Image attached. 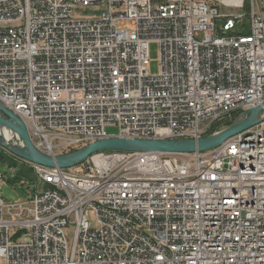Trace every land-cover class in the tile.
<instances>
[{"label": "built area", "instance_id": "2783aa9c", "mask_svg": "<svg viewBox=\"0 0 264 264\" xmlns=\"http://www.w3.org/2000/svg\"><path fill=\"white\" fill-rule=\"evenodd\" d=\"M79 5L100 9L77 17ZM243 15L248 32L231 31ZM0 105L50 154L108 136L199 138L261 106L210 149L29 161L32 193L0 189V264H264V0H0ZM0 137L19 157L21 135L0 124Z\"/></svg>", "mask_w": 264, "mask_h": 264}, {"label": "water", "instance_id": "95a60500", "mask_svg": "<svg viewBox=\"0 0 264 264\" xmlns=\"http://www.w3.org/2000/svg\"><path fill=\"white\" fill-rule=\"evenodd\" d=\"M261 106L251 108L246 113L248 116L242 120L232 123L220 131L205 135L199 138H143V137H125V136H108L68 152L50 154L39 150L33 144L28 129L24 121L13 111L0 105V124H5L16 130L24 140V146H11L10 149L19 157L28 161L59 167H72L84 161L96 151L104 149H122L129 151H161V152H178V151H195L205 150L215 147L226 140L228 137L248 128L256 122V115ZM9 116L7 118L5 114ZM3 141V137H0Z\"/></svg>", "mask_w": 264, "mask_h": 264}, {"label": "rangeland", "instance_id": "374dc122", "mask_svg": "<svg viewBox=\"0 0 264 264\" xmlns=\"http://www.w3.org/2000/svg\"><path fill=\"white\" fill-rule=\"evenodd\" d=\"M100 7H95L93 5H86V6H76L73 10L74 15L77 17L80 16H91L95 15L97 11H99ZM237 12L243 13L244 10L239 8ZM222 20H219V23ZM249 30V18L246 15L241 16L240 18L235 19V27L232 28L231 31L236 33H247ZM148 68L150 72L156 73L160 70V46L158 41H151L149 43V65ZM223 122V121H222ZM226 122V121H224ZM227 124V123H226ZM225 124V125H226ZM118 125L117 124H107L105 126V131L107 134H115L118 132ZM1 150H3L6 154L8 152L0 145ZM9 156H12L8 154ZM14 157V156H13ZM15 165L10 166V161L6 164L0 163V169L7 173V178L5 179L2 185L0 186L2 196L4 197L5 201H17L22 197L28 196L35 190V181H36V174L34 166L27 160L19 157H14ZM4 162V163H5ZM29 168V172L31 173V178H22L20 180H10V173H16L19 168L22 166ZM33 178V179H32ZM91 220L92 217L90 216ZM93 222V221H92Z\"/></svg>", "mask_w": 264, "mask_h": 264}, {"label": "trees", "instance_id": "16d2710c", "mask_svg": "<svg viewBox=\"0 0 264 264\" xmlns=\"http://www.w3.org/2000/svg\"><path fill=\"white\" fill-rule=\"evenodd\" d=\"M226 123H229V121L219 122V123H217L216 127L219 128V127L223 126ZM5 161H10V163H11V164H9L10 166L15 165V162H14L15 159H14V157L13 156H9L8 154H6L0 148V163L7 164V162H5ZM7 166H8V164H7ZM30 175H31V173L29 172V168H27V167H25L23 165L21 168H19L17 170V172L14 174V176H12V178H10V180L11 179H13V180H20L22 178H28V179H30L31 178Z\"/></svg>", "mask_w": 264, "mask_h": 264}, {"label": "bare ground", "instance_id": "6f19581e", "mask_svg": "<svg viewBox=\"0 0 264 264\" xmlns=\"http://www.w3.org/2000/svg\"><path fill=\"white\" fill-rule=\"evenodd\" d=\"M224 122V121H223Z\"/></svg>", "mask_w": 264, "mask_h": 264}]
</instances>
